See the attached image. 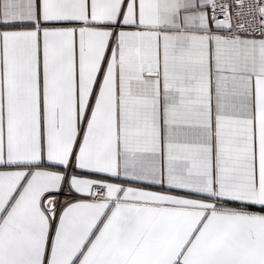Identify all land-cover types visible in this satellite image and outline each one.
<instances>
[{
	"label": "snow or ice",
	"instance_id": "1",
	"mask_svg": "<svg viewBox=\"0 0 264 264\" xmlns=\"http://www.w3.org/2000/svg\"><path fill=\"white\" fill-rule=\"evenodd\" d=\"M0 264H264V0H0Z\"/></svg>",
	"mask_w": 264,
	"mask_h": 264
}]
</instances>
